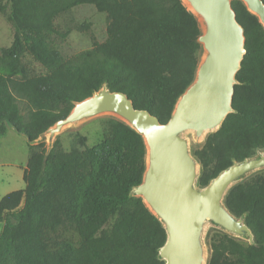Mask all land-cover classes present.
I'll use <instances>...</instances> for the list:
<instances>
[{
	"label": "trees",
	"instance_id": "1",
	"mask_svg": "<svg viewBox=\"0 0 264 264\" xmlns=\"http://www.w3.org/2000/svg\"><path fill=\"white\" fill-rule=\"evenodd\" d=\"M92 4L106 13V38L65 55L55 20ZM245 31L246 53L237 72L234 112L193 149L204 187L235 160L264 150V27L242 0H232ZM14 28L0 48V137L9 127L31 140L66 117L75 101L106 84L161 122L193 82L203 50L201 27L183 0H0ZM30 55L43 71L25 61ZM25 187L0 199V264H165L161 221L130 191L146 170V145L124 121H107L105 137L72 147L59 139L29 144ZM234 214H245L255 243L219 229L208 236L207 264H264V169L226 194Z\"/></svg>",
	"mask_w": 264,
	"mask_h": 264
},
{
	"label": "water",
	"instance_id": "2",
	"mask_svg": "<svg viewBox=\"0 0 264 264\" xmlns=\"http://www.w3.org/2000/svg\"><path fill=\"white\" fill-rule=\"evenodd\" d=\"M242 1L264 27V0ZM186 2L199 21L202 33L198 41L204 53L193 82L179 96L167 122H161L147 109L136 108L125 92L113 91L104 84L90 96L75 101L66 117L37 138L25 136L31 145L47 141L49 152L56 135L66 126L102 114H112L140 133L147 150L146 170L142 182L130 194L141 197L163 224L167 240L159 248L158 257L165 264H207L209 253L204 233L208 224L254 244L245 214L238 216L231 212L224 198L234 185L264 169L262 150L241 161L235 160L208 185H198L201 164L191 152L184 133L192 131L197 139H203L217 131L227 115L235 111L236 75L246 53V38L232 0Z\"/></svg>",
	"mask_w": 264,
	"mask_h": 264
},
{
	"label": "rangeland",
	"instance_id": "3",
	"mask_svg": "<svg viewBox=\"0 0 264 264\" xmlns=\"http://www.w3.org/2000/svg\"><path fill=\"white\" fill-rule=\"evenodd\" d=\"M55 24L57 28L66 32L67 36L59 41V46L65 55H71L93 46L94 41L102 42L106 38L107 16L100 12L92 4H82L72 8L67 13L60 15ZM14 37V28L6 16L0 14V48L9 46ZM204 50H202L200 59ZM25 61L34 72L43 71L41 65L33 60L30 55L25 57ZM115 117L112 114H102L83 122L66 126L54 139H59L65 149H70L73 145L75 134L79 133L85 137L87 145H94L101 141L107 132L108 119ZM209 134V133H208ZM203 139H197L192 131H187L184 136L188 139L191 152L202 144ZM45 143L47 149L49 143ZM29 156V145L26 138L12 127L8 128V133L0 137V198L7 193L23 189L25 181L23 179V167L27 164ZM1 229V226H0ZM216 228L208 224L204 233V242L209 253L207 243L208 236L216 233ZM220 230V229H219Z\"/></svg>",
	"mask_w": 264,
	"mask_h": 264
},
{
	"label": "crops",
	"instance_id": "4",
	"mask_svg": "<svg viewBox=\"0 0 264 264\" xmlns=\"http://www.w3.org/2000/svg\"><path fill=\"white\" fill-rule=\"evenodd\" d=\"M7 133H8V130H7ZM6 133V134H7ZM23 135V134H22ZM5 136V135H4ZM24 136V135H23ZM25 137V136H24ZM26 138V137H25ZM27 140V139H26ZM29 157V156H28ZM28 162V161H27ZM26 167H27V164L23 167V171H25V169H26ZM1 199V198H0Z\"/></svg>",
	"mask_w": 264,
	"mask_h": 264
},
{
	"label": "bare ground",
	"instance_id": "5",
	"mask_svg": "<svg viewBox=\"0 0 264 264\" xmlns=\"http://www.w3.org/2000/svg\"><path fill=\"white\" fill-rule=\"evenodd\" d=\"M184 1H185L186 5H187L189 8H191L190 5L186 2V0H184ZM200 21H201V20H200Z\"/></svg>",
	"mask_w": 264,
	"mask_h": 264
}]
</instances>
